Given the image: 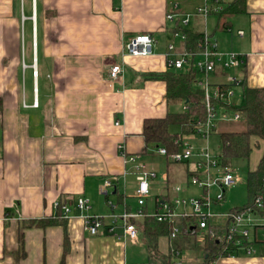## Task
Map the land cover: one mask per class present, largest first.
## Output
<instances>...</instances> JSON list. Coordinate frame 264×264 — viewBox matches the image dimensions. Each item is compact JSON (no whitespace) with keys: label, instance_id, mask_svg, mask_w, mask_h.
Masks as SVG:
<instances>
[{"label":"crops","instance_id":"obj_1","mask_svg":"<svg viewBox=\"0 0 264 264\" xmlns=\"http://www.w3.org/2000/svg\"><path fill=\"white\" fill-rule=\"evenodd\" d=\"M173 2L186 11L181 7L186 0H0V264L128 263V243L139 235L124 236L122 220L114 233L91 235L86 212L76 203L89 198L88 213L109 223L113 211L121 215L139 208L130 196L137 199L134 165L124 162L119 144L143 158L151 147L144 140V120L173 112L167 82L146 76L168 70L167 46L178 27L166 17ZM229 20L222 30L217 15L196 16L183 28L216 39L220 31V50L245 58L242 68L229 70L248 86L264 87V0H245V9ZM27 23L31 38L24 50ZM140 32L157 38L153 54L127 52L125 43ZM182 42L176 43L179 50ZM114 63L124 69L115 81L109 77ZM178 132L179 127L172 133ZM257 146L250 169L257 167L264 141ZM113 177L108 194L102 192L104 181ZM178 185L156 189L153 180L143 207L155 211L154 197L172 198ZM65 205L72 208L67 217ZM133 221L145 235V217ZM258 235L264 238V228ZM255 247L252 255L240 256L246 253L239 250L232 263L264 264V244Z\"/></svg>","mask_w":264,"mask_h":264},{"label":"built area","instance_id":"obj_2","mask_svg":"<svg viewBox=\"0 0 264 264\" xmlns=\"http://www.w3.org/2000/svg\"><path fill=\"white\" fill-rule=\"evenodd\" d=\"M202 1L195 11H181L178 9V2H173V10L166 14L167 19L180 28H176L173 34L181 41L186 38V33L181 29L189 25L194 17L217 15L232 0ZM244 33V30H238V34L243 35ZM156 42L157 38L152 33L140 32L127 40L125 48L133 56H146L154 53ZM167 47L166 65L168 68L181 69L186 65H191L200 72L201 76L197 79L196 85L204 90L207 114L193 124L190 134L179 133L177 135L175 142L180 146L179 150L169 152L165 146H158L155 150L170 160L188 164L192 184L202 188L204 193L201 196L191 197H183L179 194L172 198L155 196L156 209L153 214L148 212L143 206L151 195L152 181L157 177V171L151 169L147 163L141 160L140 153H127L124 145L120 143L119 150L124 162L134 165L137 181L135 194L139 208L135 211L127 210L121 215L113 211L109 216L111 219L109 223L102 215L88 213L91 208L90 199L85 196L79 197L76 206L86 212L82 215L85 220V228L91 235H105L114 233L116 224L122 220L124 236L135 238L139 235V229L132 219L153 216L158 221L167 222L170 225L168 242L171 255L183 258V250L175 247L174 240L182 236L185 230L193 234L199 230L200 238H203L207 232L210 233L211 237L223 243L224 252L222 255L225 253V255L234 256L239 250H243L248 255L256 254L258 249L253 242L255 229L256 227L262 228L264 225L262 217L256 210L264 207V193L256 197L254 205L217 214L213 210V204L224 199L226 189L234 186L239 180V176L231 164L223 163L220 154L214 155L208 145L201 146L186 139V136L190 137V135L208 138L216 130L220 120L229 121L242 118L240 110L230 109V107L239 105L236 100L237 89H241L244 77L229 69L242 68L245 64L244 55L237 51L220 50L217 39L207 32L203 33L202 39L194 50L176 51L174 42H170ZM123 70L120 63L112 64L109 70L110 79L115 81L120 78ZM211 74L220 76L222 79L213 82L210 79ZM34 104H37V101ZM114 178H107L104 181L102 192L108 194V188L113 186ZM214 188L217 189L215 195L211 193ZM174 190L178 193L182 187L175 186ZM109 203L113 208L115 207L112 201ZM71 210L70 206L65 205L64 216H69ZM218 217H224V219L219 221ZM183 218H191L184 230L179 223ZM231 246H235V248L231 249ZM181 258L179 262H182Z\"/></svg>","mask_w":264,"mask_h":264},{"label":"trees","instance_id":"obj_3","mask_svg":"<svg viewBox=\"0 0 264 264\" xmlns=\"http://www.w3.org/2000/svg\"><path fill=\"white\" fill-rule=\"evenodd\" d=\"M245 9V0H232L226 5L223 11L217 14L219 29H227L230 24L229 17L236 13H240ZM178 28V27H176ZM180 29V28H178ZM186 33V38L182 42V49L194 50L197 48L198 42L203 37V32L182 28ZM147 78H160L167 82V96L169 100H183L186 108L181 111L169 112L163 117H148L144 120L143 136L147 146H165L169 152L179 150L180 146L175 142L179 133L190 134L193 124L207 114L204 102V90L196 85L197 79L201 76L200 72L186 65L181 69H170L162 73H148ZM243 101L238 106H232L230 109H238L242 114V118L246 121V128L242 131H222L220 139L222 151L220 153L221 160L225 164H231L235 158L249 159L253 148L259 145V141H264V87L248 86L246 80L241 86ZM1 108V99H0ZM177 125L180 132L172 133L170 127ZM170 160L167 156H165ZM186 172L189 175V166L186 164ZM248 202L242 206H235L230 209L236 210L240 207L254 205L256 197L264 193V150L256 168L249 169L247 175ZM256 212L262 217L264 216V207L257 209ZM191 218H183L180 225L183 230ZM133 220V219H132ZM213 225V224H212ZM215 226V225H213ZM264 228V225H262ZM144 233L147 237L149 262L161 264L173 263L169 254H161L159 240L162 237L169 239L170 225L167 222L158 221L153 216L145 217ZM259 227L255 230V239L253 242L264 244V238L258 235ZM196 233L190 231L182 233V236L174 240V245L180 250L187 248L202 250L203 260L198 264H213L224 252V245L218 239L211 237L210 233H206L203 238ZM235 246H231L234 249ZM225 255V253H224ZM61 264H64L62 260Z\"/></svg>","mask_w":264,"mask_h":264},{"label":"rangeland","instance_id":"obj_4","mask_svg":"<svg viewBox=\"0 0 264 264\" xmlns=\"http://www.w3.org/2000/svg\"><path fill=\"white\" fill-rule=\"evenodd\" d=\"M202 2H203L202 0H192V1L186 0V4L181 5V7L184 8L186 11H195V8L198 6V4H201ZM185 6L187 8H185ZM214 22H215L214 16L210 17L209 25H212ZM199 26H201V24H199ZM230 29L223 31V33H229ZM220 33H221L220 31L219 32L216 31L215 35L217 36V38L219 39L221 43V40L219 38L221 37ZM23 34H24L23 49L25 50V45L28 46V43L31 38V27L29 23H27L26 27L24 28ZM172 40L174 41L175 44L179 43V39L177 37L173 38ZM177 44H176V51L179 50V48H177ZM210 79L213 82H216L218 80H221L222 78L220 76L211 74ZM236 100L238 101L239 104L243 101L242 91L240 88L237 89ZM183 104H184L183 100H179V99L170 100L169 102L170 110L169 111H181L183 108L182 107ZM245 128H246V121L244 118H239L237 120H229V121L220 120L216 130L208 138H201L199 136L190 135V137L186 136V139L193 141L195 144H199L201 146L208 145L211 152L214 155H216V154H220L222 151L221 139H220V134H219L220 132L222 131H242ZM170 130L172 132H175L176 130H178V126L172 125L170 127ZM152 148L154 151L150 150ZM156 148L157 146L149 147L147 151L148 153L144 155L143 158H141L144 162L148 163L151 169H154L158 172V176L154 179L155 188L161 189L164 184V187L166 185H169L171 189L173 184L178 183L182 187V191L178 192L180 196H183V197L201 196L204 193V191L199 186L192 184L191 178L186 172V163L168 160L163 154H160L157 151H155ZM231 166L235 169V172L238 174L239 180L234 186L226 189L225 197L222 201L215 202L213 204V210L217 214L228 213L232 207L242 206L246 202H248V199H249L248 188H247V175H248L250 167H252L251 159L250 158L249 159L235 158L231 161ZM175 173H179V175H174ZM164 174L169 175V179L167 181L166 179L163 178ZM216 190H217L216 188L212 189L211 193L215 195ZM130 196H131V200L137 204V199L134 197L133 193H131ZM151 213L153 214L154 211H151ZM223 219L224 217H218V220H223ZM137 222H138L137 225L140 228L141 221L137 220ZM260 232L263 235L262 231ZM132 241L133 239H130L128 243V255H129L128 258L129 259H128L127 264H152L149 262L150 260H149L147 237L143 233H140L136 239V242L133 243ZM159 247H160L161 254H164V253L169 254V242L167 238L165 237L160 238ZM182 255H183V258L171 255L170 259H172L171 261L173 262L171 264H198L204 258L202 250L191 249V248L184 249L182 251ZM244 255H247V254L240 253V256H244ZM180 258L182 259V262H179L181 261ZM157 261L160 262L159 259ZM232 261L233 260L231 256L227 254V255L220 256L217 260H215L214 264H218V263L233 264ZM153 264H161V263H153Z\"/></svg>","mask_w":264,"mask_h":264}]
</instances>
